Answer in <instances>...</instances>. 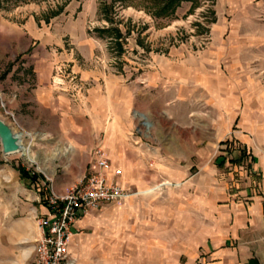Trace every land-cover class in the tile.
Listing matches in <instances>:
<instances>
[{
    "label": "rangeland",
    "instance_id": "374dc122",
    "mask_svg": "<svg viewBox=\"0 0 264 264\" xmlns=\"http://www.w3.org/2000/svg\"><path fill=\"white\" fill-rule=\"evenodd\" d=\"M36 53L52 62L41 65L49 88L77 107L97 84L124 101L117 143L131 197L91 212L86 260L186 264L182 242L212 223L221 142L256 143L250 126L264 139V0H0V119L31 136L36 117L19 100L37 88ZM27 142L22 161L36 171Z\"/></svg>",
    "mask_w": 264,
    "mask_h": 264
},
{
    "label": "crops",
    "instance_id": "0c3cea01",
    "mask_svg": "<svg viewBox=\"0 0 264 264\" xmlns=\"http://www.w3.org/2000/svg\"><path fill=\"white\" fill-rule=\"evenodd\" d=\"M27 59L37 88L19 101L36 117L31 121L36 127L28 128L35 135L15 132L20 135L21 146L25 138L27 148L37 154L38 169L30 171L20 152L3 155L0 148V264H33L36 221L46 214L43 180L51 178L54 191L63 192L85 175L95 148L105 152L111 166L109 175L115 170L121 172L116 181L124 192H129L123 184L124 161L117 143L123 127L119 115L124 112V101L109 93V86L104 85L103 91V85L97 84L77 107L74 95L56 94L49 88V58L36 53ZM43 64L48 71L41 67ZM113 118L116 120L110 124ZM257 130L248 128L257 144L240 134L221 142V152L209 170L213 175L218 173L217 180H213L212 223L204 236V222H200L196 231L201 236H193L190 230L182 242L179 255L187 257L186 264H264V139ZM221 167L226 171L221 173ZM17 168L34 174L35 180L22 178ZM197 191V205L203 207L199 191L203 193L204 186H198ZM130 197L102 204L98 211L108 205L125 206ZM94 228L93 213L81 217L72 228L68 256L77 264H91L86 258L93 253L95 236L89 234Z\"/></svg>",
    "mask_w": 264,
    "mask_h": 264
},
{
    "label": "built area",
    "instance_id": "2783aa9c",
    "mask_svg": "<svg viewBox=\"0 0 264 264\" xmlns=\"http://www.w3.org/2000/svg\"><path fill=\"white\" fill-rule=\"evenodd\" d=\"M110 172L105 153L97 149L85 175L63 192L54 191L51 178L43 180L46 214L36 221L38 238L33 264H72L68 244L75 222L98 210L102 204L119 203L129 196L116 181L121 172L115 170L109 175Z\"/></svg>",
    "mask_w": 264,
    "mask_h": 264
},
{
    "label": "water",
    "instance_id": "95a60500",
    "mask_svg": "<svg viewBox=\"0 0 264 264\" xmlns=\"http://www.w3.org/2000/svg\"><path fill=\"white\" fill-rule=\"evenodd\" d=\"M20 135L6 121L0 119V148L3 155L22 151Z\"/></svg>",
    "mask_w": 264,
    "mask_h": 264
},
{
    "label": "trees",
    "instance_id": "16d2710c",
    "mask_svg": "<svg viewBox=\"0 0 264 264\" xmlns=\"http://www.w3.org/2000/svg\"><path fill=\"white\" fill-rule=\"evenodd\" d=\"M171 4H172V2H171ZM17 170L19 171V173H20V175H21L22 178H29L32 181L35 180V176L34 175H30L28 172H25L21 168H17Z\"/></svg>",
    "mask_w": 264,
    "mask_h": 264
},
{
    "label": "bare ground",
    "instance_id": "6f19581e",
    "mask_svg": "<svg viewBox=\"0 0 264 264\" xmlns=\"http://www.w3.org/2000/svg\"><path fill=\"white\" fill-rule=\"evenodd\" d=\"M28 159H29V157H28Z\"/></svg>",
    "mask_w": 264,
    "mask_h": 264
}]
</instances>
